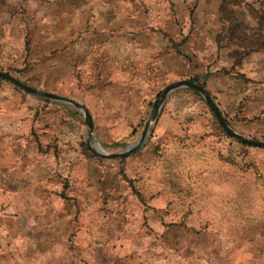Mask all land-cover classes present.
Listing matches in <instances>:
<instances>
[{
  "label": "rangeland",
  "instance_id": "obj_1",
  "mask_svg": "<svg viewBox=\"0 0 264 264\" xmlns=\"http://www.w3.org/2000/svg\"><path fill=\"white\" fill-rule=\"evenodd\" d=\"M251 30L257 84L239 68ZM0 69L91 119L88 138L80 109L33 97L54 158L81 161L56 189L66 200L53 192L55 231L65 232L66 215L85 222L41 264H264V148L229 136L198 92L172 90L131 154H100L133 143L161 89L180 79L207 86L234 131L264 141V0H0ZM236 82L246 85L233 92ZM196 136L213 138L208 176L190 162Z\"/></svg>",
  "mask_w": 264,
  "mask_h": 264
},
{
  "label": "crops",
  "instance_id": "obj_2",
  "mask_svg": "<svg viewBox=\"0 0 264 264\" xmlns=\"http://www.w3.org/2000/svg\"><path fill=\"white\" fill-rule=\"evenodd\" d=\"M250 33V39L240 45L245 55L239 62V68L246 79H253L257 84V30ZM238 84H234L233 92H236ZM239 85H246V82ZM205 88L212 93L207 86ZM35 96L0 78V264H41V252L50 255L55 252L56 245L69 247L74 244L71 238L79 237L85 231V222L73 223L69 215L63 216L61 223L65 232L57 234L55 231L59 226H55L53 218V192H58L60 200H66L62 196L60 180L67 178V181H74L75 175L70 174L69 165L80 164L81 161L76 158L71 163L69 158H54L52 147L48 146L52 132H47L48 128L38 119L42 111L38 110ZM216 106L220 108L218 103ZM195 138L199 144L191 155L195 159H190V162L206 169L205 175L208 176L212 173L208 172L212 164V152L208 145L213 138ZM79 171L76 178L80 186L76 192L83 193L86 192L85 177L83 171ZM72 188L69 184L63 192H73L70 191ZM76 196L80 198L79 194ZM73 211L75 213L76 209L73 208ZM263 211L264 158H257V213ZM78 213H82L84 219L85 212ZM73 264L83 262L75 258Z\"/></svg>",
  "mask_w": 264,
  "mask_h": 264
},
{
  "label": "water",
  "instance_id": "obj_3",
  "mask_svg": "<svg viewBox=\"0 0 264 264\" xmlns=\"http://www.w3.org/2000/svg\"><path fill=\"white\" fill-rule=\"evenodd\" d=\"M0 78L7 80L8 82L12 83L16 87H18V88H20L26 92L36 94L37 96H40V97L45 98V99L56 100V101H60L63 103H67V104H70V105L80 109L83 112L84 123L87 127V131H86L87 134L86 135L89 138V136L91 134V128H92L91 119L89 117V114H88L86 108L83 105L79 104L78 102H76V101H74L68 97L61 96V95H58V94H55L52 92H48V91L39 90L37 88H34V87L29 86L27 84H24L21 81L17 80L15 77H13V76H11V75H9V74L5 73L4 71H1V70H0ZM180 87H188V88L198 92L202 96L205 104L207 105L209 110L212 112V114H213L214 118L216 119V121L218 122V124L221 126V128L229 136L233 137L234 139H236L237 141H239L243 144H246L249 146H254V147L264 148V141L252 139V138H247V137L241 135L240 133H237L236 131H234L226 123V121L224 120V118L222 117L220 112L218 111L217 106H216L215 102L213 101V98L211 97L209 92L202 85L194 83L188 79H180V80H176V81H173V82L166 84L161 89L158 96L152 102V110H151L149 118H147L141 133L139 134V136L137 137V139L133 143L126 145L124 148H122L119 151L100 153V154L102 156H106V157H125V156L131 154L137 148H139V146L143 143V140L145 139V137L148 135L150 123L152 120L155 119L156 113L158 112L159 107L162 104V102L164 101V99L166 98V96L172 90H175V89L180 88Z\"/></svg>",
  "mask_w": 264,
  "mask_h": 264
},
{
  "label": "trees",
  "instance_id": "obj_4",
  "mask_svg": "<svg viewBox=\"0 0 264 264\" xmlns=\"http://www.w3.org/2000/svg\"><path fill=\"white\" fill-rule=\"evenodd\" d=\"M191 81V80H190ZM193 82V81H192Z\"/></svg>",
  "mask_w": 264,
  "mask_h": 264
},
{
  "label": "bare ground",
  "instance_id": "obj_5",
  "mask_svg": "<svg viewBox=\"0 0 264 264\" xmlns=\"http://www.w3.org/2000/svg\"><path fill=\"white\" fill-rule=\"evenodd\" d=\"M100 149V148H99Z\"/></svg>",
  "mask_w": 264,
  "mask_h": 264
}]
</instances>
